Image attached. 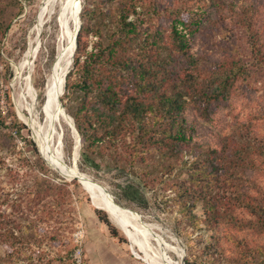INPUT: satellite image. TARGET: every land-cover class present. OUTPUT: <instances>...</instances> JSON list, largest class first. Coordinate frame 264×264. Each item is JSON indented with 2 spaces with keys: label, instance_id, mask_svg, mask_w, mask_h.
I'll use <instances>...</instances> for the list:
<instances>
[{
  "label": "rangeland",
  "instance_id": "374dc122",
  "mask_svg": "<svg viewBox=\"0 0 264 264\" xmlns=\"http://www.w3.org/2000/svg\"><path fill=\"white\" fill-rule=\"evenodd\" d=\"M45 1L0 0V206L7 211L21 210L23 217L27 209L30 218L49 217L39 225L55 231L56 240L46 246L51 264H68L65 254L72 246L68 252L71 264H149L144 251L92 202L78 178L46 163L31 128L19 115L18 100L27 75L37 108L46 100L45 82L56 56L60 21L58 6L53 11L49 5L41 8ZM78 1L80 12L83 7L92 9L85 19L79 12L80 26H87L80 32L84 54L104 48L114 35L125 36L124 16L135 25L128 52L143 60L145 34L151 43L154 31L169 34L177 20H189L192 11L183 6L194 0ZM233 3L216 0V5L209 7L210 19L194 33L187 50L199 59V70L194 72L199 87L212 84L211 78L221 74L232 78L223 99H209L189 111L188 118L196 122V150L209 154L216 165L209 175L201 172L204 165L197 167L191 208L181 210L179 202L184 197L175 192V186L187 177L177 173L179 165L173 163L170 172L157 153L131 155L127 146L143 132L140 121L126 116L134 132L127 133L125 147L102 143L83 155L80 136L76 161L71 127L61 118L58 126L67 166L75 163L79 172L105 186L116 203L152 224L149 235L153 245L162 247L174 260H179L174 249L179 246L184 262L187 259L192 264H264V0H257L256 7ZM255 13L260 15L252 38L249 24ZM69 25L74 32L77 19L72 18ZM31 29L38 41L37 54L30 68H22ZM83 59L81 56L80 63ZM76 78L72 74L69 82ZM80 95L69 96L64 88L60 97L72 118ZM141 121L145 123V119ZM216 171L221 172L219 177ZM50 182L58 188L52 190ZM37 187L41 192L36 197ZM205 201L213 205L208 214Z\"/></svg>",
  "mask_w": 264,
  "mask_h": 264
},
{
  "label": "trees",
  "instance_id": "16d2710c",
  "mask_svg": "<svg viewBox=\"0 0 264 264\" xmlns=\"http://www.w3.org/2000/svg\"><path fill=\"white\" fill-rule=\"evenodd\" d=\"M234 2L239 6L245 4L256 7L257 0ZM215 5L216 0H194L190 6H183L189 13L192 11L189 20H177L169 34L154 31L153 43L148 40L149 34H145L143 60H136L128 52L133 43L129 35L135 31V25L127 22L126 17H121L125 36L114 35L107 46L96 50L93 48L87 54H84L85 47L81 48L80 36L82 29L86 30L87 26L81 24L73 68L67 73L64 85L69 96L82 93L73 115L75 127L83 142L82 154L87 155L88 151H94L102 143H120L125 147L127 133L134 132L126 116L129 115L133 121H140L143 132L138 133L127 147H131V155L139 151H145V155L157 153L164 161L163 166L170 172L174 165H179L177 173L187 174L175 186L176 194L184 197L179 202L181 210L194 205L195 188L192 183L195 177H199L197 167L204 165L201 172L209 175L216 166L209 154L196 150V122L188 118L189 111L209 99L213 102L223 99L229 93V80L232 79L222 78L221 74L211 78L212 84L199 87L198 77L194 76V72L199 70V59L187 51L194 33L210 19L209 7ZM91 11L83 7L81 18L85 19ZM259 15L255 13L249 24L252 38L257 34L255 23ZM81 56H84L82 63ZM72 74H76L77 78L69 82ZM210 74L214 76L216 73ZM142 119H145V123H142ZM218 173L216 171L219 177L221 172ZM48 185L52 190L58 188V184L53 182ZM35 189L34 195L37 197L41 189ZM212 207V204L205 201L206 214ZM20 213L21 210L7 211L0 206V264H51L46 246L50 240H56L55 231L45 230L39 225L49 217L30 218L29 209L24 217ZM103 221L110 225L107 218ZM110 227L113 234H116L113 227ZM72 247L65 254L68 264L72 263L68 256ZM185 263L192 264L187 259Z\"/></svg>",
  "mask_w": 264,
  "mask_h": 264
},
{
  "label": "bare ground",
  "instance_id": "6f19581e",
  "mask_svg": "<svg viewBox=\"0 0 264 264\" xmlns=\"http://www.w3.org/2000/svg\"><path fill=\"white\" fill-rule=\"evenodd\" d=\"M48 5L50 6V11H53L58 6L60 26L57 38L56 56L51 65L52 69L47 75L45 82L46 100L41 108H37L35 94L31 87V80L27 75L25 77V87L23 86L24 91L19 95L18 100L20 117L27 122L31 128L33 137L46 163L57 171L67 174L70 177L76 174L83 176L80 177L79 181L86 186L93 203L106 211L112 221L121 227L134 243L144 251L149 264H183L181 260L183 254L179 246L174 248L179 260L170 258L162 247H158L151 243L152 236L149 235V232L154 228L152 224L146 223L130 209L116 203L115 200L104 191L101 185L79 172L75 163L69 167L64 162L63 153L61 152L62 135L61 131L58 129L59 120L61 118L70 127L71 121L66 115V111L62 108L60 97L64 89L66 75L68 73L67 70L71 68L70 66L73 62L76 49H74V38L80 27V3L78 0H46L41 8L44 9ZM72 18L77 19L74 32L69 25V21ZM30 33L29 48L26 53L24 52L25 57L21 61L22 68L24 66L30 68L32 65L31 62L37 54V37H33V29H31ZM72 133L75 136L73 160L76 161L79 144L75 131L72 130ZM149 252L152 253L149 254Z\"/></svg>",
  "mask_w": 264,
  "mask_h": 264
},
{
  "label": "water",
  "instance_id": "95a60500",
  "mask_svg": "<svg viewBox=\"0 0 264 264\" xmlns=\"http://www.w3.org/2000/svg\"><path fill=\"white\" fill-rule=\"evenodd\" d=\"M77 33H78V32H77ZM76 46H77V34H76V36H75V38H74V49L76 48ZM69 70H70V68L67 70V72H69ZM62 108L64 109L63 106H62ZM64 110H65V109H64ZM66 115L68 116V118H69L70 121H71V129L75 131V133H76V135H77V141H78V144H79V143H80V135H79V133H78L76 127H75V124H74L73 118H72L67 112H66ZM73 177L78 178V179L80 180V177H83V176H81L80 174H76V175H74ZM82 186H83V188L85 189V187H84L83 184H82ZM103 188H104V190H105L106 193H109L108 189H107L105 186H103ZM85 190H87V189H85ZM87 192H88V191H87ZM90 197H91V196H90ZM91 199H92V198H91ZM92 202H93V201H92ZM108 216H109V215H108ZM109 218H110V217H109ZM181 260H182V263L185 264L183 256L181 257Z\"/></svg>",
  "mask_w": 264,
  "mask_h": 264
}]
</instances>
